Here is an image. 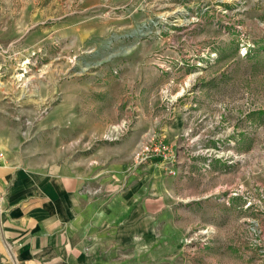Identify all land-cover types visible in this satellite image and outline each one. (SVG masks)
Segmentation results:
<instances>
[{
    "label": "rangeland",
    "instance_id": "obj_1",
    "mask_svg": "<svg viewBox=\"0 0 264 264\" xmlns=\"http://www.w3.org/2000/svg\"><path fill=\"white\" fill-rule=\"evenodd\" d=\"M0 143L143 190L147 264H264V0H0Z\"/></svg>",
    "mask_w": 264,
    "mask_h": 264
},
{
    "label": "crops",
    "instance_id": "obj_2",
    "mask_svg": "<svg viewBox=\"0 0 264 264\" xmlns=\"http://www.w3.org/2000/svg\"><path fill=\"white\" fill-rule=\"evenodd\" d=\"M65 170L15 160L0 143V264H147L144 191L118 190L100 211L89 171Z\"/></svg>",
    "mask_w": 264,
    "mask_h": 264
},
{
    "label": "built area",
    "instance_id": "obj_3",
    "mask_svg": "<svg viewBox=\"0 0 264 264\" xmlns=\"http://www.w3.org/2000/svg\"><path fill=\"white\" fill-rule=\"evenodd\" d=\"M142 153H141V159H140V161H142V160H144L145 159V148L144 149H142V151H141ZM137 154H139V152L138 153H136V159H137ZM140 161H139V163H140Z\"/></svg>",
    "mask_w": 264,
    "mask_h": 264
}]
</instances>
